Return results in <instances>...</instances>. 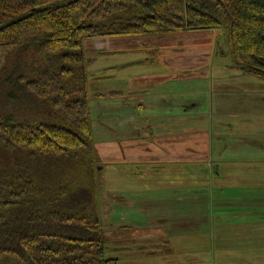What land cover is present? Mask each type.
I'll return each instance as SVG.
<instances>
[{
  "label": "crops",
  "instance_id": "obj_1",
  "mask_svg": "<svg viewBox=\"0 0 264 264\" xmlns=\"http://www.w3.org/2000/svg\"><path fill=\"white\" fill-rule=\"evenodd\" d=\"M111 40L84 55L91 64L114 58L86 74L94 173L111 169L127 183L99 218L116 264L153 247L181 264L175 254L187 240L261 228L264 80L234 65L220 30Z\"/></svg>",
  "mask_w": 264,
  "mask_h": 264
},
{
  "label": "trees",
  "instance_id": "obj_2",
  "mask_svg": "<svg viewBox=\"0 0 264 264\" xmlns=\"http://www.w3.org/2000/svg\"><path fill=\"white\" fill-rule=\"evenodd\" d=\"M197 30L222 31L234 65L264 80V0H0L4 102L43 103L73 126L0 112V149L16 151L13 163L0 164V264H116L105 259L100 221L75 187L83 164L94 174L83 43ZM19 52L36 55L40 70L28 71L22 57L8 66ZM85 157L80 170H63L69 176L41 174Z\"/></svg>",
  "mask_w": 264,
  "mask_h": 264
},
{
  "label": "rangeland",
  "instance_id": "obj_3",
  "mask_svg": "<svg viewBox=\"0 0 264 264\" xmlns=\"http://www.w3.org/2000/svg\"><path fill=\"white\" fill-rule=\"evenodd\" d=\"M99 39H110L109 47L113 45L112 40L113 38H96V39H87L83 43V49L85 54V48L90 47V43L99 40ZM105 42L102 41L101 45H103ZM222 43H218L217 46V52L215 54V60L218 59V50L221 47ZM110 47V48H111ZM223 47V46H222ZM221 47V48H222ZM108 48V47H107ZM106 48V49H107ZM113 48V47H112ZM22 54L19 52L11 57V59L7 62V65L11 64L13 61H15L17 58L22 57ZM93 55L86 54L84 55V59L87 61L89 60V63L86 65V71L90 73V71H93V69L98 68L101 66L100 64H105L112 57H99L95 62L91 64L92 61L88 58ZM96 58L97 55L94 54ZM21 63L24 68L28 69V71H31L32 73H37L40 70L39 65V59L36 55L28 54V52L25 53V55L22 57ZM88 58V59H87ZM112 61L114 62V58H112ZM90 66V67H89ZM89 67V69H88ZM88 82L92 81L87 78ZM89 86V83H87ZM3 89L0 91V112H7V113H16L18 117L25 120V118L42 121L45 123L55 124L62 127H69L72 128L73 126L66 122V120L62 117L57 116H50L47 115V106L43 103H36V105H33V107L29 104H25L22 106H18L16 104H9L4 102L3 98ZM89 96V105H90V95ZM90 107V106H89ZM29 115H32L31 117ZM90 118V115H89ZM91 122V118H90ZM93 121L90 123L92 125ZM15 152L13 150H1L0 149V164H7L8 162L12 161L15 158ZM20 155V154H19ZM18 155V156H19ZM89 157H85L82 160L80 159H72L69 161H66L65 163H57L55 165L52 164L49 169H42L41 174L48 173L51 169V178L55 181L56 174H58L59 178L61 179L62 174L64 173L66 176L70 175V172H63V170H71V169H79V165H82ZM93 158V160H92ZM91 162L94 168L98 167V161L96 159V156L94 157V154L92 155ZM90 159V158H89ZM8 161V162H7ZM83 167L86 169L83 170L82 173H80L77 177V183H75V187L79 186L80 190L82 192L85 191L86 198L90 200V206L93 212H95V215L100 218V211H103V207L106 201L113 195L112 190L114 188H127V183L125 181H122L123 179L120 178H114L113 170H106L102 173H92L90 175L89 169L87 165L83 164ZM95 170V172H96ZM110 172V173H108ZM108 194V195H107ZM99 203L102 205L99 207ZM95 207V208H94ZM94 208V210H93ZM224 234L223 232L219 233L217 231L216 239L213 242H208L201 244V246L194 243L192 240H185L186 243L181 245V248H178L176 250V256L181 261V264H264V224H262L261 228L258 227V229L255 230H248L246 231H239L237 227L234 228V230H231V232H226ZM222 235V237H220ZM112 236V234H111ZM228 236V238L226 237ZM107 237V234H104V238ZM108 238V237H107ZM111 239V237H109ZM104 244V257L105 259H113V254L115 253L110 249L111 247V241L105 239ZM190 243V244H189ZM135 250H138L136 248ZM151 255H148L147 257H142L143 255H140L141 252L137 251L135 254V258H132L130 260H122L120 261V264H171L169 261H171V251L170 249L165 250L163 248L159 247H153L150 249ZM135 252V251H134ZM176 256L174 258H176ZM115 257V256H114ZM173 259V258H172Z\"/></svg>",
  "mask_w": 264,
  "mask_h": 264
}]
</instances>
